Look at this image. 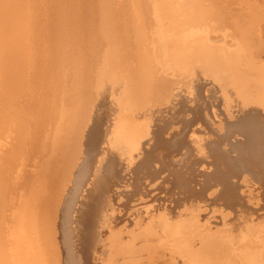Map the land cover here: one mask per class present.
<instances>
[{
  "label": "bare ground",
  "instance_id": "bare-ground-1",
  "mask_svg": "<svg viewBox=\"0 0 264 264\" xmlns=\"http://www.w3.org/2000/svg\"><path fill=\"white\" fill-rule=\"evenodd\" d=\"M250 5L263 8L264 16V0H0V264H103L91 250L104 207H94L93 232L86 236L81 228L92 210L75 198L86 186L88 192L96 184L105 191L114 178L132 183L136 189L130 195L137 192L138 200L120 222L132 227L113 229L110 224L107 229L105 264H264V211L257 218L252 202L257 182L264 197L262 52L251 32L238 31L247 41V63L207 38H186L182 27L184 22L235 27ZM177 12L182 15L175 20ZM157 19L165 26L158 30L170 64L180 69L176 76L158 73L144 54L146 28ZM128 53L131 60L124 56ZM100 55L107 66L124 72L96 95L90 72ZM125 59L136 64L135 71ZM192 67L196 70L189 77L184 71ZM148 91L157 107H151L150 118L136 120L134 105ZM211 117L220 120L215 125ZM184 130L197 132V140L178 142ZM234 132L242 139L231 141ZM181 153L194 156L174 171V183H185L186 193L179 187L183 193L171 202L157 198V203L144 204L151 188L143 181L160 174L157 167L169 156ZM96 159L106 164L92 183L86 176ZM203 162L216 167L213 177L219 184L208 198L194 178L186 177ZM132 174L142 176L144 193ZM238 195L243 199L236 201Z\"/></svg>",
  "mask_w": 264,
  "mask_h": 264
},
{
  "label": "rangeland",
  "instance_id": "rangeland-1",
  "mask_svg": "<svg viewBox=\"0 0 264 264\" xmlns=\"http://www.w3.org/2000/svg\"><path fill=\"white\" fill-rule=\"evenodd\" d=\"M251 6V8H250V10H249V8H248V11H247V8H246V10H244L245 9V7H242L241 9L242 10H244L243 11V13L241 14V16L242 17H247L246 18V20H247V22H249V24L246 22V21H244V19H245V17L242 19L243 21H241L240 22V24L239 23H237L236 25L237 26H235V27H233L232 25H227V26H224V27H213V29L211 28V27H208V26H206L205 24H203V23H199V25H197L198 23H182V24H184V25H182V27L183 28H185V30L184 31H186V33H184V36L187 38L188 36L189 37H194V36H199V37H201L202 36V38H207L211 43L210 44H212L213 46H215V47H220L221 48V50H226V51H229V52H231L233 55H235V56H238V57H240V56H243V58H244V62H247V55H245V54H247V52L244 50L245 49V45L247 44L246 42L247 41H245V39L243 40V39H241V38H244L242 35H240L239 33L240 32H243V31H246V32H251V34H253L252 36L256 39V45L258 46V49H259V52L261 51L262 53H261V58L262 59H264V51H262V50H264V41H263V39H264V32H260L259 31V28L260 29H262L263 27V23H264V16H263V12L261 11L263 8H261V7H258V6H254V8H256V9H254L253 7H252V5H250ZM253 9H254V11H253ZM256 10H260L258 13L260 14H258L257 12H256ZM252 12V14H251V12ZM262 12V13H261ZM247 13V14H246ZM251 15L250 17H249V14ZM243 14H246V15H244L243 16ZM256 14V15H255ZM262 14V15H261ZM181 15H182V13H180V12H177V16H176V18H175V20H177L179 17H181ZM259 17H258V16ZM260 17H261V19H260ZM262 17H263V19H262ZM249 18H250V20H249ZM251 18H253V19H251ZM254 21V23L252 24L251 23V21ZM257 20V22H255ZM263 20V22H261ZM157 21H159L158 19L157 20H155L154 22H157ZM252 21V22H253ZM154 22H152V23H154ZM243 22L244 23H246V24H244L243 25ZM158 23V24H157ZM157 23H155V24H153V25H151V24H149L148 26H147V28H146V35L144 36V38H146V39H144V45H146V46H144V51H145V49H146V51H145V53L144 54H149V56H147L146 58H148V59H152L153 60V65H155V69H157V71H158V73H162V74H165V75H168V76H170V77H172V76H176L175 75V73H177L178 71H180V69H174V68H172V65L170 64V60L168 59V56H167V52H166V48L164 47V45H163V43H162V40H161V37H160V34H159V28L160 27H165V26H162L161 25V23H159V22H157ZM242 23V24H241ZM260 23L261 24H263V25H260ZM160 24V25H159ZM202 24V25H201ZM254 24H256V25H254ZM155 25V26H154ZM172 25V24H171ZM187 25V26H186ZM191 25V26H190ZM240 25V26H239ZM251 25H253L252 27H251ZM154 26V27H153ZM185 26V27H184ZM190 26V27H189ZM239 26V27H238ZM259 26V27H258ZM261 26V27H260ZM150 27H152L153 29H150ZM199 27V28H198ZM233 27V28H232ZM237 27V28H236ZM243 27V28H242ZM257 27V28H256ZM149 28V29H148ZM210 28V29H209ZM216 28H218V29H216ZM230 28H232V29H230ZM247 28V29H246ZM253 28V29H252ZM165 31H164V34L165 35H168V32H166V28H163ZM227 29V30H226ZM235 29V30H234ZM245 29V30H244ZM148 30V31H147ZM152 31V33H149V32H151ZM215 30H216V32H215ZM233 30V31H232ZM258 30V31H257ZM263 30H264V28H263ZM263 30H261V31H263ZM221 31V32H220ZM227 31V32H226ZM232 31V32H231ZM238 31H239V33H238ZM256 31V32H255ZM155 32V33H154ZM236 32V33H235ZM148 33V34H147ZM220 33H222V34H220ZM230 33V34H229ZM238 36L239 35V37H237V36H235V34ZM255 33V34H254ZM260 33V34H259ZM262 33V34H261ZM201 34V35H200ZM210 34H211V36H210ZM219 34V35H218ZM234 34V35H233ZM150 35V36H149ZM154 35V37L152 38V36ZM229 37H228V36ZM263 35V36H262ZM204 36V37H203ZM231 36V37H230ZM232 36H235V37H232ZM149 37V38H148ZM157 37V38H156ZM214 37V38H213ZM217 37H219V38H217ZM227 37V38H226ZM237 37V38H236ZM241 37V38H240ZM260 37H262L261 39H262V41H261V39H260ZM166 38H169L168 36H166ZM216 38V39H215ZM150 39V40H149ZM237 39V40H236ZM146 40V41H145ZM153 40V41H152ZM240 40V41H239ZM241 40H242V43H241ZM240 43H239V42ZM258 41V42H257ZM146 42V43H145ZM153 42H156L155 44L153 43ZM233 42H235V43H237V44H235L234 43V45L232 44ZM148 43V44H147ZM228 43V44H227ZM157 44V45H156ZM231 45V46H230ZM256 46V47H257ZM146 47V48H145ZM159 47V48H158ZM262 49V50H260V48ZM150 48H151V50H150ZM158 48V49H157ZM229 48V49H228ZM231 49V50H230ZM150 51V52H148V51ZM157 51V52H156ZM244 51V52H243ZM244 53V54H243ZM224 53H223V51H220L219 52V55H223ZM133 56V54L131 53H128V54H124V56H128V58L129 57H132ZM159 55V56H158ZM245 55V56H244ZM103 56V57H102ZM145 56V55H144ZM150 56H152V57H150ZM100 58H101V60H100ZM100 58L99 57H96V58H94L93 59V63H92V65H91V70H92V72H90V73H93V75L91 74V78H92V80L94 79V78H96V80L94 79L93 80V82H94V88H95V90L97 91V94L96 95H98L99 93H100V91H101V88H102V86L105 84V82L107 81H109L108 83H112V84H110L111 86H113L114 85V83H115V80H116V78H117V76L119 77V75L120 74H122L123 72H122V70H120L119 68H117V67H113V66H111V65H109V66H107L106 64H105V58H104V55H100ZM98 59V60H97ZM246 59V60H245ZM94 60H95V63H94ZM129 60H131L130 58H129ZM101 61V62H100ZM125 61H127V63L128 64H126L127 66H128V69L130 70V69H133V70H131V71H135L134 69V67H133V65L136 67V64H134V63H132V61H130V62H128V59H125ZM103 62V63H102ZM98 63V64H97ZM101 63V64H100ZM160 63V64H159ZM248 63V62H247ZM97 64V65H96ZM100 64V65H99ZM130 64H131V66H130ZM93 66V67H92ZM100 66V67H99ZM101 66H102V68H101ZM111 66V67H110ZM113 67V68H112ZM131 67V68H130ZM157 67V68H156ZM93 68H94V72H93ZM95 69H96V73H97V71H100V72H98L97 73V75H99V73H100V75L102 74L103 76H98L99 78H100V80H99V78L97 77V75H96V73H95ZM98 69V70H97ZM101 69V70H100ZM109 70V72H108V70ZM114 69V70H113ZM196 70V68L195 67H192V68H188V69H186L184 72L190 77L191 76V74ZM90 70V71H91ZM111 70H112V73H111ZM119 70H120V72H119ZM118 72L117 74L115 73V72ZM220 71V72H219ZM103 72V73H102ZM170 72V73H169ZM95 73V74H94ZM218 73H225V71L223 70V71H221V69H219L218 70ZM107 74H108V76H107ZM119 74V75H118ZM226 74V73H225ZM106 75V76H105ZM205 75H209V72H206V74ZM96 76V77H95ZM182 76V75H181ZM94 77V78H93ZM106 77V79L107 80H105V79H103V78H105ZM102 78V79H101ZM99 81H101V82H99V84H97ZM97 82V83H96ZM100 83H101V86H100ZM97 85L99 86V88L97 87ZM231 90V88H228L227 89V91H230ZM148 92H150V94L149 93H147L148 94V98H150V99H148L147 97L145 98V97H143V98H141L140 99V101L139 102H137L135 105H134V115H133V118H135L136 120H144V119H146V118H150V111L153 109V108H156L157 107V102H155L156 100H154L153 99V96H152V93H151V91H148ZM150 95V96H149ZM152 97V98H151ZM145 99V100H144ZM152 99V100H151ZM150 103V102H152L150 105H149V103L147 102V101ZM150 100V101H149ZM141 101H144V102H141ZM60 102H62V103H59L60 105V107H62L63 105L65 106L66 105V103L64 102V101H62V99H60ZM155 102V103H154ZM138 103H140L139 105H138ZM142 103H144L143 104V106H145V108L143 107V106H140V105H142ZM147 103V104H146ZM153 104H156L155 106H153ZM64 106H63V109L65 110V108H64ZM138 107V108H137ZM151 107H153V108H151ZM136 109H137V111H136ZM144 110V111H143ZM142 111V112H141ZM144 112V113H143ZM146 112H148V113H146ZM138 114H140L139 115V117H137L138 116ZM147 114V115H146ZM139 118V119H138ZM212 118V117H211ZM215 119V121H214V119ZM212 119H211V121H212V123H214L215 125L217 124V122L216 121H219L220 120V118L219 117H213ZM216 118H218V119H216ZM183 119V121H187L188 122V120H185L184 118H182ZM86 120H87V118H86ZM57 122H58V124H59V120H56ZM87 122V121H86ZM86 122H84L83 124L84 125H82L81 127L82 128H84L85 127V125H86ZM216 122V123H215ZM191 123V122H190ZM219 123V122H218ZM60 124H61V122H60ZM60 127H62V125H60ZM82 128H81V130H82ZM181 133H183V131L182 132H180V134L178 133V136L181 138H179L178 140V142H180V143H183L184 141H185V139H186V141L185 142H188V141H192V142H194V141H196L197 140V138H198V135H197V132L195 133V131H191V130H184V135L183 134H181ZM188 134V135H187ZM194 136H193V135ZM182 135V136H181ZM187 136V137H186ZM241 136V137H240ZM184 137V138H183ZM195 137V138H194ZM197 137V138H196ZM242 135L239 133V132H234L233 134H232V136L230 137V139H231V141H233V142H236V141H238V140H240V139H242ZM184 139V140H183ZM234 139V140H233ZM181 154H182V156L184 157V155H185V158H183V157H181ZM180 154V156H179V158H178V156H176L175 157V155H174V157H173V155H171V156H169L170 158H171V161H170V158H169V160H168V158H167V161H165V163H163L162 164V168H160L161 166H159V167H157V169H158V172L160 171V174L161 173H163V174H159L158 173V175H156L155 177H153V178H149V177H146V181H143L142 180V176H139V175H136L135 174V176L132 174V177H133V180L134 179H136V181L138 182V181H143V182H145V186L148 188V189H153V187H154V189L153 190H146V188H145V186L144 187H142V184H143V182L141 181L139 184L141 185H139L140 186V188L142 187L143 189L142 190H139V192H141V194L142 193H144V190H146V193H144V199H145V201H146V203H144V204H149V203H153V202H156L157 203V200H159V199H166V201H168V202H171L175 197H176V195H179V193L178 192H181L180 190H178L179 189V187L180 188H182L181 190L182 191H186V185H185V183H180L182 186H180V184H179V186H178V183H174V181H173V178H174V171L175 170H180V169H182V167H183V165L186 163V162H188V161H190V160H192L193 158H194V156L192 155V154H190V153H187V155L185 154V153H181ZM184 154V155H183ZM180 158H182V159H180ZM178 161H177V160ZM184 159H185V161H184ZM190 159V160H189ZM97 160H100V161H97ZM102 159H96V160H93L92 161V163H91V170H90V172H88V174H87V176H86V178H90V181L93 183H96V181H97V176L99 175V169H103L105 166V162L102 160ZM174 160V161H173ZM182 162H181V161ZM168 161H170L169 163H168ZM173 161V162H172ZM176 161L177 162H179L180 161V163L178 164V163H176ZM98 162H101V163H98ZM98 163V164H97ZM105 163V164H104ZM175 163V164H174ZM100 164V165H99ZM170 164V165H169ZM176 164H177V166H176ZM205 163L203 162V164H201V163H198V164H196V166L197 165H199V166H197V168H196V166H195V168H194V170L189 174V173H187V175H186V177H188L189 178V181L190 182H192V180H193V178H194V182H192L193 184H195V186H199L198 188H201V187H203L202 189H203V192L205 193H203L202 191V193L201 194H203L204 195V197L205 198H208V194L209 193H213V191H215L216 189H218V187H217V185H219L218 184V182H217V180L213 177V173H215L217 170H216V167L213 165H211L210 163H206L205 165H204ZM99 165V166H98ZM104 167H103V166ZM167 165V166H166ZM171 166V167H169V166ZM182 165V166H181ZM201 165V166H200ZM210 165V166H209ZM100 166H102L101 168H100ZM180 166V167H179ZM205 166V167H204ZM206 166H207V168H206ZM212 166V167H211ZM94 167V168H93ZM164 167V168H163ZM168 167V168H167ZM208 167H209V169H208ZM96 168H98L97 170H96ZM174 168V169H173ZM203 168H204V170H203ZM215 168V169H214ZM160 169V170H159ZM202 169V170H201ZM206 169V170H205ZM210 169H214L213 171L211 170V171H209ZM161 170H163V171H161ZM167 171V172H165V171ZM172 170V171H171ZM254 170H259V168L257 167V168H255ZM198 171V172H197ZM201 171V172H200ZM202 171H204L203 173H202ZM206 171V172H205ZM209 171V172H208ZM95 172L97 173L96 175H95ZM101 172V171H100ZM173 172V173H172ZM195 172H197V174L195 173ZM166 173H167V175H166ZM199 173H200V175H201V178L199 177ZM204 173H205V175H204ZM207 173V174H206ZM211 173V174H210ZM170 176H169V175ZM195 174V175H194ZM203 174V175H202ZM160 175V176H159ZM164 175H166V176H164ZM194 175V176H193ZM209 175H211V176H209ZM96 177V180H93L94 179V177ZM137 176V177H136ZM159 176V177H158ZM162 176H164V177H162ZM207 176V177H206ZM135 177V178H134ZM140 177V179H138ZM161 177H162V180H161ZM167 177V178H166ZM100 178V177H99ZM106 178V177H105ZM199 178H200V180H199ZM205 178H206V180H205ZM106 179H108V178H106ZM109 181H110V184H111V186H113V187H107V188H105V191L102 189V186L101 185H95L96 186V188L93 186L92 188H90L89 190L90 191H92V192H88V187L86 186V188L85 189H82V188H80V190L82 189V191L80 192V194L77 196V198H75V202L77 201V203H78V205H82V206H84L85 205V208H87L88 207V209H89V211L90 210H92V211H90L89 213L91 214V218L90 219H88V221H86L85 222V224L83 225V226H85V230H84V227H82L81 228V231L83 230L84 231V234L87 236V235H89V232L90 231H92L93 230V226H92V220L91 219H94L93 217V209H94V207L95 206H97V204H99V203H101L102 204V206L104 207V213H103V220L98 224V226L96 225V241H95V243L93 244V247H92V250H91V254L94 256L93 258L94 259H96V260H98V261H100V263H101V261H102V263L103 264H105L106 262H107V260H108V258H107V256H108V251H109V248L108 247H106V248H104L105 247V242H106V237H107V232H108V230L111 228V225H112V228L114 229H116V228H119L120 226H122V224L123 223H120V222H123V219H125V217H126V215L127 214H125V213H127L128 211H129V208L130 207H132V203H134V202H136L137 200H138V194H132V195H130V191L131 190H135L136 188H134V185L131 183L129 186L127 185V182L125 181V180H123V181H120L119 182V180L118 181H116V179L114 178V179H112V180H110V179H108ZM132 180V181H133ZM153 180V181H152ZM154 180H156V181H154ZM158 180V181H157ZM204 180V181H203ZM208 180V181H207ZM209 180H211V181H209ZM148 181V183H146ZM170 181V182H169ZM197 183H196V182ZM151 182H153V183H151ZM157 182V183H156ZM158 182H160V183H158ZM212 183V184H208V183ZM115 183H116V185H115ZM123 183V184H122ZM125 183V184H124ZM150 183V184H149ZM201 183V184H200ZM217 183V184H216ZM115 186H114V185ZM164 184H165V186H166V188H165V186H164ZM169 185V187L167 186V185ZM203 184V185H202ZM205 184V185H204ZM216 186H215V185ZM123 187H122V186ZM144 185V184H143ZM91 186V185H90ZM118 186H120V188L118 187ZM163 186V188H161ZM81 187V186H80ZM83 187H85V186H83ZM173 187H175L174 189H173ZM176 187H177V189H176ZM215 187V188H214ZM256 187V188H255ZM261 187H263V186H261V183H259V182H257L256 184H253V189H252V195H253V198H254V201L252 200V202L253 203H255L257 206H256V208L254 209L256 212H258V213H256L257 214V218L258 217H261V212L262 211H264V197H262L263 195V189L261 188ZM97 188H98V190H97ZM110 188H111V190H110ZM122 188H124V189H122ZM131 188V189H130ZM159 188H161V190H158ZM166 190H165V189ZM183 188H184V190H183ZM208 189V191H207V189ZM211 188V189H210ZM118 191H117V190ZM177 190V193L175 194L174 193V191H176ZM119 190H121V192L119 191ZM124 190V191H123ZM207 192H206V191ZM212 190V191H211ZM259 190V191H258ZM97 191V192H96ZM100 191H102V192H100ZM104 191V192H103ZM112 191V192H111ZM119 193H117V192ZM129 191V192H128ZM143 191V192H142ZM147 191H148V195H147ZM211 191V192H210ZM124 192V193H123ZM138 192V193H139ZM150 192V193H149ZM152 192V193H151ZM156 192V193H155ZM158 192V193H157ZM87 193V194H86ZM98 193V194H97ZM121 193H123V194H121ZM183 192H181V194H182ZM186 193V192H185ZM207 193V194H206ZM254 193V194H253ZM261 193V194H260ZM89 194H92L93 195V199L94 200H92V195H89ZM94 194H95V197H94ZM115 194V195H114ZM140 194V193H139ZM161 194H162V196H161ZM81 195V196H80ZM112 195V196H111ZM117 195H119L118 197H117ZM145 195H147V196H145ZM153 195H155V196H153ZM164 195V196H163ZM207 195V196H206ZM257 195V196H256ZM261 195V196H260ZM86 196L88 197V198H90V201H89V199L88 198H86ZM167 196V197H166ZM173 196V197H172ZM85 197V198H84ZM163 197V198H162ZM166 197V198H165ZM260 197V198H259ZM83 198V199H82ZM98 198V199H97ZM114 198V199H113ZM118 198V199H117ZM150 198V199H149ZM158 198V199H157ZM243 199L242 198V196L241 195H238L237 196V200L236 201H240L241 199ZM84 199H86V200H84ZM99 199H100V201H99ZM131 199V200H130ZM157 199V200H156ZM256 199H257V202H255L256 201ZM263 199V200H262ZM79 200V201H78ZM82 200V201H81ZM84 200V201H83ZM88 200V201H87ZM261 200L263 201V202H261ZM85 201H86V204H85ZM113 201V202H112ZM161 201V200H160ZM84 202V203H83ZM112 202V203H111ZM159 202V201H158ZM261 203V204H260ZM88 204V205H87ZM144 204H139V205H144ZM115 206V207H113V206ZM122 205V206H121ZM87 206V207H86ZM136 206H138V205H136ZM90 207V208H89ZM106 207H107V210H106ZM260 207H262V208H260ZM109 208V209H108ZM112 208V209H111ZM260 208V209H259ZM115 209H118L117 210V212L118 213H116V210ZM122 210V212L120 211V210ZM259 209V210H258ZM113 210H115L114 212H113ZM125 211V212H124ZM112 213H113V215H112ZM115 214V215H114ZM122 214V215H121ZM124 214V215H123ZM255 214V215H256ZM112 215V216H111ZM118 216V217H117ZM124 216V217H123ZM112 217V218H111ZM120 220H122V221H120ZM111 223H110V222ZM105 222L107 223V224H105ZM111 224V225H110ZM118 224V225H117ZM212 224H215V223H212ZM107 225H108V227H107ZM132 225V224H131ZM129 226V227H132V226ZM76 226V224H71V227H73V230H74V228L76 229L77 227H75ZM116 226H118V227H116ZM123 226H124V228L126 227L125 226V224H123ZM127 226V227H128ZM87 227V228H86ZM126 227V228H127ZM87 229V230H86ZM108 229V230H107ZM77 231V230H76ZM76 231H74V233L72 234V236H71V239H72V241H73V243H76V241H79V239L77 238V233L78 232H76ZM88 232V234H86L87 232ZM93 232V231H92ZM90 234H91V232H90ZM74 236V237H73ZM85 236V237H86ZM103 237H104V239H103ZM70 239V238H69ZM103 239V240H102ZM102 241V242H101ZM81 243H82V241H81ZM80 243V244H81ZM102 243V244H101ZM101 246H100V245ZM104 244V245H103ZM96 247V248H95ZM86 248V247H85ZM106 250V251H104V250ZM100 250V251H99ZM108 250V251H107ZM103 253H104V255H105V257H103L104 255H103ZM107 255H106V254ZM100 254H102V255H100ZM101 257H100V256ZM76 256V254L74 253V261L75 262H78L79 263V260H78V258H76L75 257ZM100 258V259H99ZM106 259V260H105Z\"/></svg>",
  "mask_w": 264,
  "mask_h": 264
}]
</instances>
